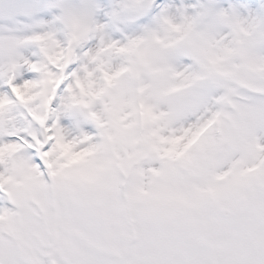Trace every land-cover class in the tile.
Wrapping results in <instances>:
<instances>
[{
	"label": "snow or ice",
	"instance_id": "obj_1",
	"mask_svg": "<svg viewBox=\"0 0 264 264\" xmlns=\"http://www.w3.org/2000/svg\"><path fill=\"white\" fill-rule=\"evenodd\" d=\"M0 264H264V0H0Z\"/></svg>",
	"mask_w": 264,
	"mask_h": 264
},
{
	"label": "rangeland",
	"instance_id": "obj_2",
	"mask_svg": "<svg viewBox=\"0 0 264 264\" xmlns=\"http://www.w3.org/2000/svg\"><path fill=\"white\" fill-rule=\"evenodd\" d=\"M158 2H163V0H158Z\"/></svg>",
	"mask_w": 264,
	"mask_h": 264
}]
</instances>
